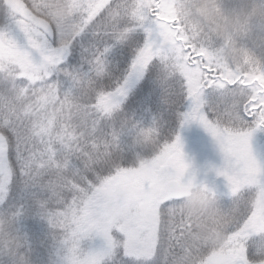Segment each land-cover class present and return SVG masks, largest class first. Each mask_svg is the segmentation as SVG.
<instances>
[{
	"label": "snow or ice",
	"instance_id": "1",
	"mask_svg": "<svg viewBox=\"0 0 264 264\" xmlns=\"http://www.w3.org/2000/svg\"><path fill=\"white\" fill-rule=\"evenodd\" d=\"M242 7L225 56L177 0H0V264H42L33 214L47 264H264V0ZM176 123L222 157L199 220Z\"/></svg>",
	"mask_w": 264,
	"mask_h": 264
},
{
	"label": "rangeland",
	"instance_id": "2",
	"mask_svg": "<svg viewBox=\"0 0 264 264\" xmlns=\"http://www.w3.org/2000/svg\"><path fill=\"white\" fill-rule=\"evenodd\" d=\"M177 2L178 6L183 5L182 11L187 14L190 23L210 32L218 39V46L222 55L229 56L232 54L228 37L230 34H235L237 23L246 19L247 9L242 7L246 0H177ZM229 4L236 5L235 9L225 7ZM233 11L236 14H231ZM199 14H204V16ZM176 133H179L182 138L183 151L186 161L190 165L189 174H192L189 182L182 186L191 189L193 193H202L206 198L200 205L194 204L191 199L185 201L186 209L192 216L194 214L205 216L211 207L205 185L207 184L217 191L225 190L226 181L224 177L217 176L215 171L221 166L222 157L211 136L198 124L193 123L180 128L179 124L176 123L173 125L172 135L174 136ZM141 139L143 140V138ZM261 140L264 141L261 134H254L252 146L258 157L264 159L263 146L260 145ZM134 196L129 198L132 199ZM205 231L209 232L206 239H210V243L218 244L220 242V236L217 233L207 227ZM202 236L204 237L205 234Z\"/></svg>",
	"mask_w": 264,
	"mask_h": 264
},
{
	"label": "trees",
	"instance_id": "3",
	"mask_svg": "<svg viewBox=\"0 0 264 264\" xmlns=\"http://www.w3.org/2000/svg\"><path fill=\"white\" fill-rule=\"evenodd\" d=\"M208 14V13H206ZM201 16H204V14H199ZM232 18V17H230ZM212 20V19H211ZM233 20V19H232ZM231 20V21H232ZM141 116L140 113H137V118L139 119ZM148 121H145V124L147 125ZM261 146H264V142L260 144ZM263 149V147H262ZM261 149V150H262ZM264 152V149H263ZM136 194L135 188H129L128 190L124 191L122 193V197L125 201H128L130 196H134ZM202 194V193H201ZM203 195V194H202ZM203 216H200L199 214H194L193 218L196 220L201 219ZM18 229L20 230L22 235H26L29 239V242L33 245V252L36 253L37 249L42 250V254L34 255V259H38L42 262V264H47V261L49 259V250L52 245L51 238L49 236V229L45 221L41 220L36 215H26L23 217L18 225ZM206 227L200 229V235L205 234L204 238L206 239L207 236H209V232L207 233ZM208 240V239H206ZM210 243V239L208 240Z\"/></svg>",
	"mask_w": 264,
	"mask_h": 264
},
{
	"label": "clouds",
	"instance_id": "4",
	"mask_svg": "<svg viewBox=\"0 0 264 264\" xmlns=\"http://www.w3.org/2000/svg\"><path fill=\"white\" fill-rule=\"evenodd\" d=\"M190 199L194 202V204L200 205L205 201L206 198L201 193L194 192L192 196L190 197Z\"/></svg>",
	"mask_w": 264,
	"mask_h": 264
},
{
	"label": "water",
	"instance_id": "5",
	"mask_svg": "<svg viewBox=\"0 0 264 264\" xmlns=\"http://www.w3.org/2000/svg\"><path fill=\"white\" fill-rule=\"evenodd\" d=\"M180 196L183 197V199L189 198L191 196V191L183 186L180 187V190L178 192Z\"/></svg>",
	"mask_w": 264,
	"mask_h": 264
}]
</instances>
